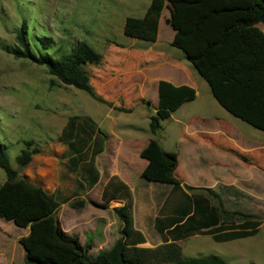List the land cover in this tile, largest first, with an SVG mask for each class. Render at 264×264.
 I'll use <instances>...</instances> for the list:
<instances>
[{"label":"rangeland","instance_id":"374dc122","mask_svg":"<svg viewBox=\"0 0 264 264\" xmlns=\"http://www.w3.org/2000/svg\"><path fill=\"white\" fill-rule=\"evenodd\" d=\"M147 1L0 0V136L9 147L11 164L17 168L14 157L25 141H33L40 151L20 174L60 201L56 216L62 230L77 236L82 245L89 241V256L109 249L122 235L123 224L113 209L123 206H129L134 228L145 237L141 246L161 244L153 218L167 188L141 179L145 162L139 152L150 138L148 122L157 101L156 82L177 79L176 83L193 87L196 98L162 122L157 140L165 151L177 155L179 179L214 191H218L217 184L233 185L242 194L221 193L223 213L229 217L238 212L262 221L259 233L247 240L220 244L208 236H195L182 241L183 254H217L231 264H264V132L219 106L187 60L173 62L181 53L168 42L172 36L168 7L156 44L123 35L124 19L144 13ZM23 22L34 25L38 33L49 34L65 49L85 41L99 52V64L82 61L94 92L116 107L131 109V113L98 103L85 92L60 84L44 66L8 54L4 47L15 44V33ZM231 50L233 77L243 83L261 78L264 26L250 44L237 40ZM77 114L90 116L109 135L107 150L97 159L100 180L91 189L77 174L68 172L66 146L58 141L67 118ZM230 128L228 137L225 132ZM113 175L130 189L129 200L102 199ZM3 181L0 170V185ZM27 233V229L0 220V255L12 250V264H24L18 241Z\"/></svg>","mask_w":264,"mask_h":264},{"label":"trees","instance_id":"16d2710c","mask_svg":"<svg viewBox=\"0 0 264 264\" xmlns=\"http://www.w3.org/2000/svg\"><path fill=\"white\" fill-rule=\"evenodd\" d=\"M167 7L173 31L170 46L179 50L206 82L219 106L232 117L264 132V74L245 83L233 77L231 50L234 41L248 45L260 34V26H264V0H150L142 17L124 19L123 35L155 43ZM4 49L17 59L44 66L60 84L81 90L98 103L118 112L132 111L116 107L94 92L82 61L99 64L102 55L85 41H76L65 49L49 34L38 33L34 25L29 27L23 22L15 33V44ZM157 96L154 114L148 122L150 138L139 152L146 161L141 179L168 189L153 218L154 230L162 241L155 247L141 246L145 237L134 228L129 206H123L113 209L123 224L122 235L109 249L89 256V241L82 245L77 236L62 230L56 216L60 201L20 174L40 150L33 141H25L24 148L14 157L17 164L14 168L7 153L9 147L0 136V170L4 173L0 219L28 230L18 241L24 250V264H230L214 254L185 256L179 243L195 236H209L216 243H226L259 233L261 220L238 212L228 217L220 207L221 193L231 191L241 195L237 188L217 184L218 191H214L184 184L175 173L177 155L165 151L157 140L162 122L183 104L192 102L196 98L195 89L159 80ZM108 139V133L90 116L81 114L69 116L58 137L66 146L68 172L77 174L88 189L100 180L97 159ZM129 198L128 186L113 175L104 187L102 199L110 202Z\"/></svg>","mask_w":264,"mask_h":264},{"label":"crops","instance_id":"0c3cea01","mask_svg":"<svg viewBox=\"0 0 264 264\" xmlns=\"http://www.w3.org/2000/svg\"><path fill=\"white\" fill-rule=\"evenodd\" d=\"M149 2H150V0H148L147 2H146V5L143 7V9H144V12H145V9L147 8V6H148V4H149ZM165 10V9H164ZM164 12V11H163ZM143 12L141 11V13L140 14H138V15H135V16H133V17H142L143 16V14H142ZM162 18H163V13H162V17H161V19H160V23H161V20H162ZM160 23H159V28H160ZM158 34H159V31H158ZM172 36H173V31H172ZM172 36H171V38H169L168 39V42H169V45H170V41H171V39H172ZM158 42V38H157V41L155 42V43H153V44H156ZM181 53V52H180ZM177 56V59H174L173 60V62L175 61V60H181V59H185L184 58V56H183V54L181 53V54H178V55H176ZM186 60V59H185ZM159 81V80H158ZM158 81L156 82V84H158ZM166 81H169V82H171L172 84H174V85H177V86H179V85H186V84H180V82H178V83H176L175 81H179V80H177V79H167ZM174 82V83H173ZM176 83V84H175ZM181 83H183V82H181ZM206 83V82H205ZM187 86H189V85H187ZM208 86V85H207ZM191 87V86H190ZM193 88V87H192ZM209 88V87H208ZM210 90V89H209ZM157 99H158V96H157ZM195 100V99H194ZM193 100V101H194ZM156 104H157V101H156ZM236 129H238V128H236ZM231 131V128H230V130L228 131V132H225L226 133V135H228V137H230L231 135L229 134V132ZM148 141V140H147ZM147 141H146V143H147ZM145 143V144H146ZM144 144V145H145ZM106 150H107V145L105 146V148H104V152L103 153H105L106 152ZM167 152H169V151H167ZM99 159V158H98ZM143 160V159H142ZM144 161V160H143ZM145 162V165H146V161H144ZM178 165H179V161H178ZM178 168V167H177ZM177 170V169H176ZM176 173V176L178 177V175H177V172H175ZM28 178V177H27ZM179 178V177H178ZM33 182V181H32ZM41 186V185H40ZM43 189H45L43 186H41ZM46 190V189H45ZM168 190V189H167ZM1 220V219H0ZM1 221H3V220H1ZM5 222V221H4ZM9 223V222H8ZM12 224V223H11ZM15 226V225H14ZM16 227V226H15ZM16 228H18V227H16ZM18 229H21V228H18ZM209 237V236H208ZM255 237V236H254ZM251 238H253V237H251ZM247 239H250V238H247ZM247 239H243V240H247ZM236 241H239V240H236ZM232 242V241H231ZM216 243V242H215ZM226 243H228V242H226ZM221 244V243H220ZM20 245V244H19ZM0 248H3V246H0ZM19 251H20V253L22 254V257H23V259H24V250H23V248L21 247V249H19ZM210 255V254H209ZM215 255V254H214ZM217 255V254H216ZM202 256H204V255H202ZM219 256V255H218ZM19 257H20V254H19ZM188 257H191V256H188ZM195 257H197V256H195ZM225 259V258H224ZM15 260V257L13 256V251L12 250H8V251H5L4 252V254L1 256L0 255V263L1 262H6V264H12V261H14ZM228 262V261H227ZM230 263V262H229ZM231 264V263H230Z\"/></svg>","mask_w":264,"mask_h":264},{"label":"water","instance_id":"95a60500","mask_svg":"<svg viewBox=\"0 0 264 264\" xmlns=\"http://www.w3.org/2000/svg\"><path fill=\"white\" fill-rule=\"evenodd\" d=\"M167 23H168V21H167Z\"/></svg>","mask_w":264,"mask_h":264}]
</instances>
